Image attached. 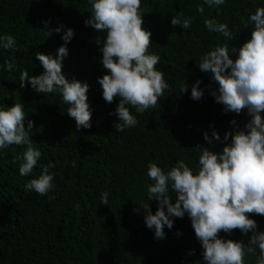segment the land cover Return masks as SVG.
Returning a JSON list of instances; mask_svg holds the SVG:
<instances>
[{"label": "trees", "instance_id": "16d2710c", "mask_svg": "<svg viewBox=\"0 0 264 264\" xmlns=\"http://www.w3.org/2000/svg\"><path fill=\"white\" fill-rule=\"evenodd\" d=\"M199 6L204 7L203 14ZM258 7H264V0H225L219 8L204 0H142L144 27L152 32L149 53L160 56L157 69L164 72L169 88L156 108L144 114L130 109L138 124L117 133L113 125L118 117L110 113L119 98L105 102L98 83L108 74L101 52L106 32L85 25L91 14L89 0H0V37L11 35L16 41L15 51L0 47V66L15 60L11 73L0 67V110L17 102L24 105L25 129L29 120L34 122L30 137L42 153L25 177L19 167L27 146L0 150V264H204L203 248L187 214L173 218L172 229L165 226L164 239H156L154 230L147 228L143 205H151L153 214L158 209V202L148 199L146 185L153 183L147 176L148 164L155 162L167 173L184 160L197 174L200 152L194 147L220 153L225 133L236 127L231 121L243 128L251 120L247 110L239 115L224 112L210 95L218 84L198 64L218 43H227L235 60L238 53L232 49L251 39L253 25L245 28L243 21ZM180 12L182 19L192 18L190 28L173 27L171 21ZM205 19L227 24L232 39L210 33ZM61 25L60 33L53 31ZM68 29L75 35L66 45L63 73L69 81L90 85L91 128L77 130L58 92L38 94L31 85L20 87L21 71L27 70L30 77L44 71L35 54L55 57L65 46L62 37ZM197 80L204 90L200 101L191 99ZM182 86H188L185 94ZM213 130L221 141L213 139L210 145L204 133L211 136ZM50 162L55 164L49 168L55 174L54 189L44 196L26 190L25 185ZM104 192L109 205L101 204ZM171 195L175 203V194ZM249 218L264 232V216ZM219 235L247 245L252 233L234 230ZM259 256L258 248L254 254L246 253L245 264H257Z\"/></svg>", "mask_w": 264, "mask_h": 264}, {"label": "clouds", "instance_id": "9594fccd", "mask_svg": "<svg viewBox=\"0 0 264 264\" xmlns=\"http://www.w3.org/2000/svg\"><path fill=\"white\" fill-rule=\"evenodd\" d=\"M89 3L91 14L85 25L98 33L106 32L101 52L102 65L108 74L98 78V83L105 102L112 104L119 98L115 112L110 115L118 117L113 127L121 133L138 124L130 109L144 114L148 109L156 108L169 84L164 79V72L157 69L160 56L149 53L152 32L144 27L142 0H89ZM204 4L219 8L225 0H204ZM198 11L203 14L204 7L199 6ZM182 17L183 12L173 17V27L190 28L192 18ZM204 23L210 33L232 39L227 24L215 19H205ZM243 23L245 28L249 23L253 25L251 39L238 50L232 49L233 53H238L235 60L229 55L228 44L218 43L201 57L198 67L218 84L210 95L217 104L224 106V112L239 115L247 110L251 120L243 128L235 119L231 121L236 127L225 133V146L220 153L195 146L200 152L197 174L184 160L178 161L167 173L155 162L148 164L147 176L153 181L146 185L148 199L157 201L158 209L153 214L151 205H143L147 228L154 230L156 239H164L165 226L172 229L173 218L182 219L187 214L203 248L204 264H245L246 253L254 254L257 248L260 252L257 264H264V232H259L257 222L249 218L251 215L264 216V7L256 8ZM47 27L45 22V29ZM63 27L53 31L60 33ZM74 35L73 29L67 30L62 37L65 46L58 49L55 57L37 52L35 59L40 61L43 73L30 77L29 72L23 70L19 81L21 88L31 85L38 94L58 92L63 103L69 106L67 116L76 121L79 130L91 128L92 112L88 103L90 85L79 80L69 81L63 73V60L68 55L66 45ZM0 47L15 51L16 41L11 35L0 37ZM4 66L11 73L15 67L14 58L6 60L0 67ZM201 83L197 80L191 87V99L195 101L204 96ZM180 91L185 94L188 86H182ZM25 119L22 103L0 110V150L26 145L19 173L27 177L42 153L34 147L30 137L34 122L29 120L26 130ZM204 139L212 145L213 139L221 141V136L213 130L211 136L205 132ZM50 167L55 164L50 162L45 166L38 178L25 185L26 190L41 196L52 191L55 174L49 173ZM171 193L175 194V203ZM100 199L101 204L109 205L107 192L102 193ZM234 230L245 235L252 233L247 245L220 238L221 232L231 234ZM194 254V251L190 253Z\"/></svg>", "mask_w": 264, "mask_h": 264}]
</instances>
